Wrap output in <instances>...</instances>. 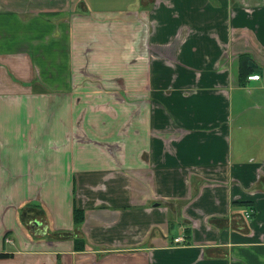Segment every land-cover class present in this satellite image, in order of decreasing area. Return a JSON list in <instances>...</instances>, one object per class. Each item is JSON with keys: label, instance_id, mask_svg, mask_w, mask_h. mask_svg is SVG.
<instances>
[{"label": "crops", "instance_id": "1", "mask_svg": "<svg viewBox=\"0 0 264 264\" xmlns=\"http://www.w3.org/2000/svg\"><path fill=\"white\" fill-rule=\"evenodd\" d=\"M0 253L264 264V0H0Z\"/></svg>", "mask_w": 264, "mask_h": 264}, {"label": "trees", "instance_id": "2", "mask_svg": "<svg viewBox=\"0 0 264 264\" xmlns=\"http://www.w3.org/2000/svg\"><path fill=\"white\" fill-rule=\"evenodd\" d=\"M244 77L246 78V74H245V69L244 68H241V74H240V82L242 84H244ZM74 222H75V225H80L83 220H84V210L83 209H80L78 207H74ZM75 248L76 249H83L84 248V243L82 245V243L79 241V238H75ZM9 254L7 253H0V256H8Z\"/></svg>", "mask_w": 264, "mask_h": 264}, {"label": "built area", "instance_id": "3", "mask_svg": "<svg viewBox=\"0 0 264 264\" xmlns=\"http://www.w3.org/2000/svg\"><path fill=\"white\" fill-rule=\"evenodd\" d=\"M260 77H261L260 74H251L248 76L249 80H258V79H260ZM181 240H183V237L176 238V241H181ZM8 241H9V239H8Z\"/></svg>", "mask_w": 264, "mask_h": 264}]
</instances>
